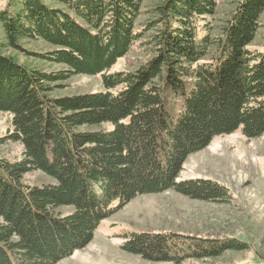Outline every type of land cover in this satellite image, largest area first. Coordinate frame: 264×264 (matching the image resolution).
<instances>
[{"label": "trees", "instance_id": "trees-1", "mask_svg": "<svg viewBox=\"0 0 264 264\" xmlns=\"http://www.w3.org/2000/svg\"><path fill=\"white\" fill-rule=\"evenodd\" d=\"M62 8L25 0L0 12L7 47L21 40L56 49L34 54L65 69H30L3 54L0 114L12 128L2 139L23 147L0 159V264H57L86 247L100 223L137 196L169 190L190 199L229 203L211 180L179 181L184 163L216 136L238 129L264 135V46L252 49L264 0H241L213 37L217 0H165L156 19L136 31L144 0H58ZM152 57L135 72H110L151 32ZM101 75L104 92L52 98L51 84ZM104 124L110 130H88ZM41 171L55 183L21 181ZM118 202L117 207L113 206ZM72 207L68 216L58 209ZM195 241L187 251V240ZM124 251L152 262L182 264L247 247L175 233H134Z\"/></svg>", "mask_w": 264, "mask_h": 264}, {"label": "rangeland", "instance_id": "rangeland-1", "mask_svg": "<svg viewBox=\"0 0 264 264\" xmlns=\"http://www.w3.org/2000/svg\"><path fill=\"white\" fill-rule=\"evenodd\" d=\"M25 0H0V12L19 11ZM47 6L62 8L58 0H41ZM165 0H144L141 14L136 22V31H143L156 17L154 10ZM241 0H217V11L213 18L215 30L220 31L229 15ZM261 28L252 49L262 50L264 46V15ZM151 32L134 43L128 54L118 60L110 72H135L151 57L148 45ZM0 42L2 52L14 58L20 65L47 73H56L65 67L39 59L33 54H45L56 47L43 41L21 40L24 51L7 47L6 35L0 21ZM101 75H74L68 80L51 84L52 98H67L95 92H104ZM10 115L0 114V159L10 162L22 158L23 147L2 139L12 128ZM109 124L88 130H110ZM184 163L178 175L179 181L205 179L224 186L230 196L229 203L219 204L190 199L169 190L160 194L137 196L127 205L100 223L92 241L83 249L75 251L57 264H175L173 262H152L123 250L125 242L134 233H175L206 241L223 242L235 240L247 248L242 251H228L221 257L198 260L187 259L182 264H264V135L247 139L242 129L229 135L216 136L198 153L192 154ZM29 186L45 187L54 184V179L41 171L26 174L22 181ZM118 202H114L116 208ZM72 207L58 209V214L68 216ZM195 241L187 240L185 248L191 251Z\"/></svg>", "mask_w": 264, "mask_h": 264}]
</instances>
